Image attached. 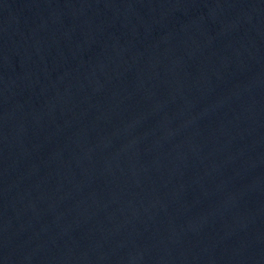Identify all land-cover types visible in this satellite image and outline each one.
Here are the masks:
<instances>
[{"label": "water", "instance_id": "1", "mask_svg": "<svg viewBox=\"0 0 264 264\" xmlns=\"http://www.w3.org/2000/svg\"><path fill=\"white\" fill-rule=\"evenodd\" d=\"M0 264H264V0H0Z\"/></svg>", "mask_w": 264, "mask_h": 264}]
</instances>
